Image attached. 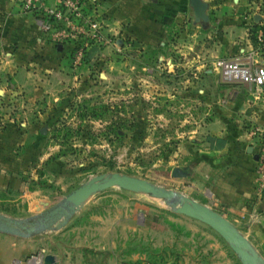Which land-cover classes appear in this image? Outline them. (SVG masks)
Listing matches in <instances>:
<instances>
[{"label":"rangeland","instance_id":"obj_1","mask_svg":"<svg viewBox=\"0 0 264 264\" xmlns=\"http://www.w3.org/2000/svg\"><path fill=\"white\" fill-rule=\"evenodd\" d=\"M205 1L201 22L189 8L176 22L152 20L144 7L123 0H72L69 8L56 1L58 17L26 10L19 0L16 13L0 12L1 215L27 219L28 226L80 183L111 172L147 179L215 211L230 186L251 174L256 183V162L252 173L232 166L245 168L244 145L256 153V142L258 149L264 141V86L223 82L212 64L220 53L212 50L247 37L250 46L235 54L252 51L264 64V40L255 37L258 27L264 32V0ZM176 37L192 56L176 50ZM103 214L124 222L132 215L138 227L165 230L167 242L178 226L197 229V249L204 238L199 230H211L241 264L207 224L184 221L160 198L116 185L93 192L46 229L0 230V236L21 248L20 264H49L45 254L76 240L69 227L81 230ZM176 233L188 246L185 234ZM157 242L150 240L144 255L151 264L158 261Z\"/></svg>","mask_w":264,"mask_h":264},{"label":"crops","instance_id":"obj_2","mask_svg":"<svg viewBox=\"0 0 264 264\" xmlns=\"http://www.w3.org/2000/svg\"><path fill=\"white\" fill-rule=\"evenodd\" d=\"M14 1L0 0V12L9 9L10 13H16ZM123 1L125 6L139 5L144 7L143 12L148 16H152V20L157 18V20L163 22H176L180 17L181 11H185L187 8L191 10L188 0ZM206 3L208 6L207 1ZM261 19L262 16L256 15V21ZM228 26L230 28L234 27L232 24ZM181 31L182 28L180 27L178 29V37L182 35ZM178 37L175 38L176 41L172 40V45L179 53H190L191 55L189 56H192L189 50L182 48ZM219 45L222 48H219L218 44L214 45L213 55H216L218 51L220 53L219 56H232L240 51L243 46L245 49L250 46L247 37L234 43L229 42V46H227V43H224V46L222 44ZM196 55L198 54L196 53ZM247 146L246 144L244 145L245 154L240 155L245 163V168H243L244 164L242 167L238 164L232 166L233 171L245 169L252 173L255 162L254 155L256 153L251 145V152H247ZM257 146L258 143L256 142V150ZM247 156L251 158L248 165H246L248 163ZM253 179L254 175L251 174L237 186H230L227 189L226 202L221 205L222 210L217 212L229 220L248 240L264 264V190L256 191ZM179 215L186 217L183 218L184 221L188 219L189 223L191 222L189 216ZM157 216L158 214H156ZM118 217L120 216L111 214L98 215L90 218L81 230H73L74 226L69 227L68 229H71L70 233H73L77 238L68 245L55 246L52 251H49L54 256L55 264H132L136 259H139L140 263L146 264L147 260L144 255L148 254L146 252L151 249L149 242L153 238L158 240L156 247L153 246L158 253L155 252L158 255L156 264H238L230 259L226 246L213 241L211 230H199L200 235L203 234L204 238L198 246L199 249H197L196 244H194L197 229L186 230L178 226L179 231L177 233L174 230L171 231L172 240L167 242L166 240L162 241L166 237L165 234L167 235L165 230L164 232L159 229L150 230L149 227L143 226L142 223L138 227L136 223L133 224L134 216L132 215L126 216V218H129L126 221L128 223L121 221ZM178 221L180 222L181 218ZM174 224L176 223L174 222ZM181 232L185 234V239H188V246H184L181 243V235H178L175 239L173 233L180 234ZM79 233L81 234L79 235ZM137 244L141 245V251H136L133 248ZM21 252V248L11 244L7 236H0V264H20ZM139 252L142 255H139ZM185 252H187L189 261H186L185 257H181ZM160 255L161 257H159Z\"/></svg>","mask_w":264,"mask_h":264},{"label":"water","instance_id":"obj_3","mask_svg":"<svg viewBox=\"0 0 264 264\" xmlns=\"http://www.w3.org/2000/svg\"><path fill=\"white\" fill-rule=\"evenodd\" d=\"M188 4L191 8L194 21L201 22L207 20V14L205 12L207 3L205 0H188ZM246 151L251 152L250 145L246 147ZM254 157L256 159V154ZM112 185L160 198L173 211L200 220L211 227L227 242L241 264H263L261 258L256 254L248 240L219 212L189 198L181 192L165 189L147 179L119 172L96 174L88 178L65 194L55 206L45 210L43 213L34 215L33 217L36 218V221H29L31 224L28 226L22 223V221L27 219H13L0 214V230L8 233L26 235L31 231L46 229L57 215H62L63 219H65V217L70 215L93 192ZM13 225L23 227L25 232H19ZM44 259L49 264H55L51 254H45Z\"/></svg>","mask_w":264,"mask_h":264},{"label":"built area","instance_id":"obj_4","mask_svg":"<svg viewBox=\"0 0 264 264\" xmlns=\"http://www.w3.org/2000/svg\"><path fill=\"white\" fill-rule=\"evenodd\" d=\"M23 8L30 11H36L38 14H46L58 17L60 10L58 5L73 7L72 0H19ZM255 33L256 41L264 40V32L259 27ZM213 67L217 70L220 79L223 82H238L253 86L256 90L264 86V64L258 62L252 54V51L235 54L232 56H219L212 61ZM256 191L264 190V141L256 152L255 160Z\"/></svg>","mask_w":264,"mask_h":264},{"label":"trees","instance_id":"obj_5","mask_svg":"<svg viewBox=\"0 0 264 264\" xmlns=\"http://www.w3.org/2000/svg\"><path fill=\"white\" fill-rule=\"evenodd\" d=\"M132 264H142V263H140V260H139V259H136V260H134V261L132 262ZM146 264H151V263H149V262L147 261ZM154 264H155V262H154Z\"/></svg>","mask_w":264,"mask_h":264}]
</instances>
